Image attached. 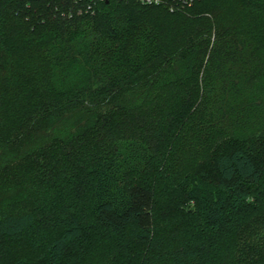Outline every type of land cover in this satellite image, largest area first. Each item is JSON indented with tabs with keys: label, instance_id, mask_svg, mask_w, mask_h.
I'll return each mask as SVG.
<instances>
[{
	"label": "trees",
	"instance_id": "16d2710c",
	"mask_svg": "<svg viewBox=\"0 0 264 264\" xmlns=\"http://www.w3.org/2000/svg\"><path fill=\"white\" fill-rule=\"evenodd\" d=\"M154 1L0 0V264H264V0Z\"/></svg>",
	"mask_w": 264,
	"mask_h": 264
},
{
	"label": "rangeland",
	"instance_id": "374dc122",
	"mask_svg": "<svg viewBox=\"0 0 264 264\" xmlns=\"http://www.w3.org/2000/svg\"><path fill=\"white\" fill-rule=\"evenodd\" d=\"M205 166H204V168L203 169H206V171H208V170H210L211 168H210V160H209V158L207 159V161L205 162V164H204ZM1 191H0V195H1Z\"/></svg>",
	"mask_w": 264,
	"mask_h": 264
},
{
	"label": "built area",
	"instance_id": "2783aa9c",
	"mask_svg": "<svg viewBox=\"0 0 264 264\" xmlns=\"http://www.w3.org/2000/svg\"><path fill=\"white\" fill-rule=\"evenodd\" d=\"M142 2H145V3H148V4H150V3H152V2H156V1H154V0H141Z\"/></svg>",
	"mask_w": 264,
	"mask_h": 264
},
{
	"label": "water",
	"instance_id": "95a60500",
	"mask_svg": "<svg viewBox=\"0 0 264 264\" xmlns=\"http://www.w3.org/2000/svg\"><path fill=\"white\" fill-rule=\"evenodd\" d=\"M103 2H105L106 4L109 3V0H102Z\"/></svg>",
	"mask_w": 264,
	"mask_h": 264
}]
</instances>
